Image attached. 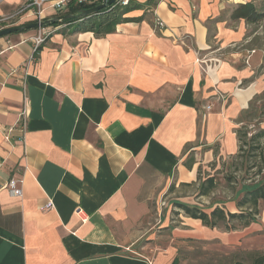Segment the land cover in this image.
Returning <instances> with one entry per match:
<instances>
[{
	"label": "crops",
	"instance_id": "1",
	"mask_svg": "<svg viewBox=\"0 0 264 264\" xmlns=\"http://www.w3.org/2000/svg\"><path fill=\"white\" fill-rule=\"evenodd\" d=\"M26 2L0 0V18L34 22ZM246 2L264 5L132 0L135 19L103 37L46 26L56 30L33 61L37 28L0 37V264H209L194 260L201 247L218 251L213 264H264V204L228 229L177 203L243 212L229 196L207 204L197 190L201 202L159 207L170 186H199L204 162L235 155L253 120L264 23L233 16ZM63 10L45 4L43 19Z\"/></svg>",
	"mask_w": 264,
	"mask_h": 264
},
{
	"label": "trees",
	"instance_id": "2",
	"mask_svg": "<svg viewBox=\"0 0 264 264\" xmlns=\"http://www.w3.org/2000/svg\"><path fill=\"white\" fill-rule=\"evenodd\" d=\"M94 5H88L83 3H77L76 1H70L65 9L63 10V14L67 15L72 14L71 18L66 20L56 22L54 24H50L49 26H56L60 24H69L71 32H92L95 37H103L109 33L115 31V27L117 24L126 21H133L135 18L125 17V10L120 9L118 7L115 8H105L96 13H92L89 15H81L83 10H86ZM57 16V15H56ZM233 16L242 17L248 23H264V5H260L257 7L252 2H246L245 4H239L233 12ZM45 20V19H43ZM261 44H264L262 42ZM260 44V45H261ZM261 98L260 95L256 96L255 99ZM253 105V102H250L248 111L250 114V107ZM262 107V106H260ZM254 118V116L252 115ZM237 138L239 141L238 152L235 155L230 157H238L244 153L243 147L244 145H255V143L264 137V129H260L258 132L251 134L249 139L246 140L247 137V126L246 123L241 125L237 129ZM252 143V144H251ZM260 149L259 153L264 160L263 157V149L260 146L256 145L252 150ZM251 150V149H249ZM258 153V154H259ZM264 167V166H263ZM260 167L258 173H260L263 169ZM200 178V176H199ZM198 178V179H199ZM227 185L231 190L229 199L236 200V204L240 208H244L243 212L236 213H228L225 215L223 210L219 208H215L210 215L204 213L200 208L195 206H189L187 204L177 203L178 207L182 209L185 214L189 215L193 218H199L204 223L209 226H217L219 223H222L226 229L230 227H234L232 225V221L239 219L241 223L247 224L250 221H253L255 217L260 212V204H264V180L261 182H240L239 187H237V181L234 177L227 178ZM218 182L214 176H208L204 181H201L198 186V194L199 195H207L212 192L215 188H217Z\"/></svg>",
	"mask_w": 264,
	"mask_h": 264
},
{
	"label": "rangeland",
	"instance_id": "3",
	"mask_svg": "<svg viewBox=\"0 0 264 264\" xmlns=\"http://www.w3.org/2000/svg\"><path fill=\"white\" fill-rule=\"evenodd\" d=\"M11 15L12 14L10 13L5 16H11ZM41 20H43V18ZM10 21L11 19H9L8 22L5 21H3L4 23L1 22L0 28L10 27L11 25H14L11 24ZM35 21H40L37 15ZM2 24H5V26H2ZM260 97L261 98L259 99H255L254 97L252 100L253 105H251L250 111L251 114L254 116L253 120H250L249 122L245 118L243 120L246 123L248 130L246 140L249 139L251 134L258 132L261 127H264V91L260 94ZM256 145L260 146V148H262L264 152V137L259 139L255 143V145H244L243 147L244 153L238 157L222 156L219 158L218 156L216 159H213L211 162H204L199 167L198 170L200 178H205L207 176H214L218 182V186L205 199H200V200H204V202L208 204L211 203V200L213 199H222L224 197H228L231 192V190L227 185L228 177H234L236 179L237 181L236 188L239 187L240 182H252V181L261 182L262 180H264V167H263L264 160L260 158L261 157V154L259 153L260 149L252 150L253 148L256 147ZM260 167H263V169L260 173H258ZM239 188H241V186ZM197 190H198V185L196 184L190 187L179 186L175 188L170 186L169 189L167 190V193L165 194V200H164L165 202L164 201L160 202L159 207H162L164 209L165 207L168 206L171 209V211L174 213L176 212V210H178V208L176 207L177 202L186 201L191 203L192 201H197L198 200L197 198H199L196 194ZM183 197L185 198L187 197V199H179ZM233 224H236V221H234ZM217 255H218V251H213L210 249L204 250L201 247L200 256L194 258V260H197L202 263L213 264L212 263L213 258L217 257Z\"/></svg>",
	"mask_w": 264,
	"mask_h": 264
},
{
	"label": "built area",
	"instance_id": "4",
	"mask_svg": "<svg viewBox=\"0 0 264 264\" xmlns=\"http://www.w3.org/2000/svg\"><path fill=\"white\" fill-rule=\"evenodd\" d=\"M73 0H27L25 4V8L27 7H34L35 8V14L37 15L38 19L41 20L43 18V11H44V5L45 4H50L51 7L57 11L65 9L67 4ZM77 3H83V4H88V5H96L100 3L102 0H74ZM132 0H114V3L108 7L110 8H115L118 7L120 9H124L129 4L131 3ZM22 9H20V12ZM13 16H6L3 18H0V23L3 21H7L11 19ZM156 26L162 28L163 23L161 20H156ZM56 30L55 27H40L37 29L36 34H34L30 39L33 42V48H32V53L29 56V61H33L37 58V53L40 48V46L45 42L46 38H48L54 31ZM254 50L249 51L248 53L251 54L253 53ZM249 57L247 56L245 58V63H248ZM23 114H26V111H23ZM12 131L11 128H7L5 130V133L9 137L10 132ZM7 137V138H8ZM22 182L21 180H16V179H10L7 181L4 185V188H7L8 191L15 196H20L21 195V187L18 186V183ZM52 207V202L51 200H48L41 208L42 209H48Z\"/></svg>",
	"mask_w": 264,
	"mask_h": 264
},
{
	"label": "water",
	"instance_id": "5",
	"mask_svg": "<svg viewBox=\"0 0 264 264\" xmlns=\"http://www.w3.org/2000/svg\"><path fill=\"white\" fill-rule=\"evenodd\" d=\"M113 3H114V0H102L99 4L93 7H90L86 10H83L81 12V15H89L92 13H96L102 9L110 7ZM72 16H73L72 14L60 15V16H56L53 18L45 19V20H40V21H35V22L25 23L21 25H15V26L2 28L0 29V37L3 35L14 33V32H21V31L28 30V29H33V28L38 29L40 27H46V26H49L50 24H54L56 22H60L68 18H71Z\"/></svg>",
	"mask_w": 264,
	"mask_h": 264
}]
</instances>
